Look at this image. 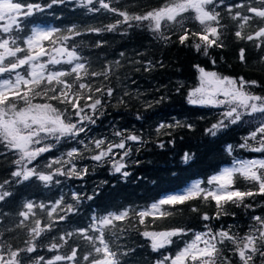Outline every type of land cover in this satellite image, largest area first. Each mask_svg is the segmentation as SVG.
I'll list each match as a JSON object with an SVG mask.
<instances>
[{"label": "trees", "instance_id": "1", "mask_svg": "<svg viewBox=\"0 0 264 264\" xmlns=\"http://www.w3.org/2000/svg\"><path fill=\"white\" fill-rule=\"evenodd\" d=\"M27 2L46 6L51 0ZM167 2L168 0H111V6L129 14L142 15ZM238 3L264 8V3L259 0H223L222 4L217 3L215 11L220 13V39L223 47L210 48L208 55L203 51H196V39L181 44L179 35L182 34V29L178 25H166L163 22L161 31L168 39L160 38L147 26V22L132 27L120 25L115 31L91 32L89 29L105 28L122 17L107 10L90 11L81 0H64V3L54 4L24 22V30L19 33L21 37L27 35L34 26L56 27L61 30V35H70L65 30L75 25L81 35L72 37L69 46L77 47L78 54L87 61L89 71L102 72L106 66H110L107 79L97 77L84 81L96 87H112L114 95L105 100V106L101 110L103 115L97 114L96 123L90 125L80 139L87 142L102 138L107 142L119 143V138L114 136L119 130L140 135L144 142H129L132 154L124 161L127 165L126 171L130 173L127 178L113 174L111 161L96 163L89 158L92 153H86L84 159L77 163V167H87V175L82 178L60 177L59 185L50 186H45L36 179L16 183L12 172L17 169L15 160L19 153L0 143V183L10 181L4 190L12 193L4 201H0V242H3L5 249L8 246L13 250L23 248L29 239L28 229L32 226L33 218L25 221L24 227L19 226L23 219L19 213L25 210V203L31 201L37 205L44 203L50 206L61 195L66 202L74 203L71 197L73 192L81 197L94 196V199L83 198L78 204L74 203L78 211L69 213L63 221L59 220V215L63 213H54L52 230L37 239V250L25 254L23 264H34L40 257L50 260L56 255L67 256L73 248L77 249V264H89L83 257L90 252L93 256L97 255L89 242L81 236L73 235L71 238L65 237L68 242L64 244L59 237L86 228L94 216L119 213L124 209L130 210L129 216L122 221H113L115 227L105 232V239L109 241L111 250L118 254L119 264H155L156 260L165 256H175L193 239L198 230L206 229V225L213 231L223 229L237 237H244L249 233L255 226L252 217H264V195L247 198L244 204H250V208L232 203L224 205V214L218 219L215 218V202L204 201L202 198L173 206L165 205L162 211L168 213L167 216L161 218L157 213L156 218L145 217L143 224L139 223L135 215L136 212L150 207L165 193L183 190L197 179L204 180L203 186L207 187L208 178L234 159L264 156V153L239 147L249 132L264 120V116L245 115L242 122L212 137L205 130L221 119V113L225 109L192 105L188 102V92L195 87L199 77L197 65L222 76H243L245 80H255L258 84L247 90L255 95H264V47H256V44L261 43L260 40L247 41L235 37V32L240 30L239 24L243 21L231 19L236 9L230 14L226 6ZM94 6L99 7L95 0ZM239 10L242 14L252 15L246 12V8ZM194 16L195 13L191 10L183 14L184 27L191 32L202 31ZM261 26H264V18L253 16L242 30V35H252ZM241 49L245 50V62L240 60ZM213 59L215 64L212 63ZM149 62L152 67L146 71ZM0 78H7V74ZM121 99L124 103H120ZM33 102L44 101L37 97ZM21 106L23 105H18ZM138 115L142 118L137 119ZM177 120L181 125L191 124L192 128L174 126L156 131L159 124L174 125ZM160 143L165 145L164 148L158 146ZM249 143L256 146L254 141ZM228 144L233 146L231 154L225 150ZM78 146L71 140L63 141L33 163L43 168L49 160L60 157L71 147ZM185 153L191 156L187 162L184 161ZM122 154L123 151L120 150L116 159ZM234 179L235 187L241 191L254 188V185L239 175ZM193 208L197 211H192ZM34 211L35 218L40 219L43 226V222L49 219L47 212L39 208H34ZM205 213L213 219L204 221L202 217ZM173 228L190 231L185 235L172 237V243L156 250L152 248L151 238L142 234L145 231L159 232ZM52 243L62 246L51 249ZM218 248L224 257L231 260V264H240L238 256L233 255L234 246L230 242L226 241L224 245H218ZM4 255L7 258V251ZM56 264L74 262L57 261ZM216 264H221V261L217 260ZM255 264H264V260L256 257Z\"/></svg>", "mask_w": 264, "mask_h": 264}, {"label": "snow or ice", "instance_id": "2", "mask_svg": "<svg viewBox=\"0 0 264 264\" xmlns=\"http://www.w3.org/2000/svg\"><path fill=\"white\" fill-rule=\"evenodd\" d=\"M259 2L264 3V0ZM57 3H64V0H51L46 6L29 3L27 0H0V77L7 74V78H0V143L9 150L19 153L18 159L15 160L17 169L12 172V177L16 183L36 179L45 186L59 185L60 177L82 178L87 175L88 168H78L77 163L84 159L86 153H92L89 157L92 161L96 163L111 161L113 174L127 178L130 173L126 171L127 165L124 161L132 154L129 142L143 143L140 135L118 130L114 136L119 138V143L107 142L102 138L87 142L80 139L82 134L89 130V126L96 123L97 114L103 115L101 110L105 106V100L114 95L112 87H96L84 81H91L92 78L97 77L107 79L110 66H106L102 72L89 71L87 61L78 54L77 47L69 46L72 37L81 35L75 25L65 30L70 35H61L60 29L51 26H34L27 35L23 37L19 35L24 30L25 21ZM81 3L90 11L107 10L122 17L115 24H109L105 28L89 29L91 32L115 31L120 25L132 27L147 22V26L160 38L168 39L161 31L163 22L166 25H178L182 29V34L179 35L181 44L196 39L197 43L194 45L196 51H203L205 55H208L210 48L223 47L220 39L222 27L219 23L220 13L215 11L217 3L222 4L223 0H168L163 6L142 15L120 11L111 6V0L108 2L95 0V4H99L98 8L94 6V0H86V4L85 0H81ZM226 7L230 14L236 9L231 19L243 21L239 24L240 30L235 32V37L247 41L260 40L261 43L256 44V47H264V26L259 27L252 35L246 37L242 35V30L253 16L264 18V8L251 7L250 4L243 3ZM240 8H246V12L252 15L242 14ZM190 10L195 13L194 19L199 22L202 31L191 32L184 27L182 16ZM240 60L241 62L246 60L244 49L240 50ZM212 63L215 64L216 61L213 59ZM65 65L68 67L65 68ZM151 67L149 62L145 70H150ZM196 67L201 74L200 83L188 92V102L192 105L225 109L221 113V119L205 130L206 134L216 137L230 126L242 122L245 115L264 116V95H255L247 90L256 86L257 81L245 80L243 76H222L215 71H206L199 65ZM37 97L44 102L34 103ZM120 103H124V100L121 99ZM18 105L23 106L18 107ZM141 118L137 116V119ZM174 126L192 128L191 124L181 125L177 120L174 125L159 124L156 131L160 132L165 127ZM69 140L82 147H71L60 157L49 160L43 168L33 163L42 154ZM249 141H254L256 146ZM158 146L164 148L165 145L160 143ZM239 147L264 153V120L249 132ZM120 150L123 154L116 159ZM225 150L231 154L233 146L228 144ZM189 159L191 156L185 153L184 161L187 162ZM237 175L254 185V188L241 191L235 187L234 177ZM9 183L10 181L0 183V201L12 195L11 192L4 190L5 185ZM206 183L208 186L204 187L205 181L197 179L178 193H165L150 207L135 213L139 223L143 224L144 218L148 216L156 218L157 213L161 218L167 216L168 213L162 211L165 205L173 206L201 198L204 201L215 202L217 219L224 214L222 209L228 203L250 208V204H244L247 198L264 195V159H234L230 166H224L218 173L211 175ZM71 197L76 204L83 198L94 199V196L81 197L75 192L71 193ZM74 203L66 202L63 195L50 206L44 203L37 205L31 201L25 203V210L19 213L23 218L19 226L24 227L25 221L30 217L33 218L32 226L28 229L29 239L25 242V247L15 250L11 246L5 249L3 242H0V264H23L25 254L37 250V239L52 230L53 214L63 213L59 215V220H65L69 213L78 211ZM34 208L47 212L49 219L43 222V226H41L42 221L35 218ZM129 211L124 209L119 213L94 216L86 228L68 232L59 239L67 244L65 237L78 235L89 242L97 254L93 256L90 252L83 257V260L88 261L89 264H119L118 254L111 250L109 241L105 239V232L115 227L113 221L126 219ZM192 211L195 212L197 209L193 208ZM202 219L210 221L213 217L205 213ZM252 220L255 226L244 237L231 235L229 231L223 229L213 231L206 225L207 230L195 233L194 239L175 256H165L163 260L157 261V264H216L217 260H220L221 264H231V260L224 257L221 249L218 248V245H224L226 241L234 246L233 255L238 256L240 264H255L256 257L264 260V217L253 216ZM187 231L190 230L173 228L160 232L145 231L142 234L151 238L152 248L156 250L172 243V237L185 235ZM201 244L203 247L200 246ZM61 246L52 243L50 248L56 249ZM5 251L7 258L4 255ZM57 261L77 264V249L73 248L70 255H56L50 260L40 257L34 261V264H56Z\"/></svg>", "mask_w": 264, "mask_h": 264}, {"label": "rangeland", "instance_id": "3", "mask_svg": "<svg viewBox=\"0 0 264 264\" xmlns=\"http://www.w3.org/2000/svg\"><path fill=\"white\" fill-rule=\"evenodd\" d=\"M200 75H201V74L199 73V77H198V80H197V82H196V84H195V87H197V86L199 85V83H200ZM237 159H264V156H254V157H248V158H237ZM230 165H231V163H228V164L223 165L222 167H224V166H230ZM222 167H221V168H222ZM221 168H220V169H221ZM218 172H219V171H218ZM218 172H217V173H218ZM187 186H188V185H187ZM181 190H182V189H181ZM181 190L174 191V192H170V193H178V192H180ZM206 230H207V229H200V230H198L197 232H204V231H206ZM197 232H196V233H197ZM193 239H194V237H193ZM193 239H192V240H193ZM192 240H191V241H192ZM191 241H190V242H191ZM190 242H189V243H190ZM200 246L203 247L202 244H201ZM161 260H163V259H158V260H156V261H155V264H157V261H161Z\"/></svg>", "mask_w": 264, "mask_h": 264}, {"label": "water", "instance_id": "4", "mask_svg": "<svg viewBox=\"0 0 264 264\" xmlns=\"http://www.w3.org/2000/svg\"><path fill=\"white\" fill-rule=\"evenodd\" d=\"M161 231H166V230H161ZM160 232V231H159Z\"/></svg>", "mask_w": 264, "mask_h": 264}]
</instances>
